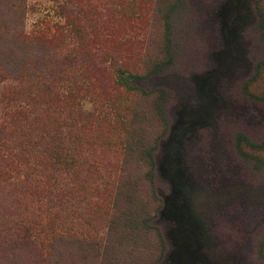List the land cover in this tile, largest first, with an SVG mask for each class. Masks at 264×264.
<instances>
[{
  "label": "rangeland",
  "instance_id": "rangeland-1",
  "mask_svg": "<svg viewBox=\"0 0 264 264\" xmlns=\"http://www.w3.org/2000/svg\"><path fill=\"white\" fill-rule=\"evenodd\" d=\"M224 2L0 0V126L15 98L7 78L31 68L51 73L52 91L36 95L59 113L39 127L65 134L53 141L61 157L51 193L0 195V264L166 263L161 143L195 98L192 77L224 50ZM249 7L244 61L218 86L224 106L186 142L187 164L213 199L201 213L220 264H264V0ZM45 199L46 213L35 203ZM18 219L40 232L41 257L20 228L10 240L1 233Z\"/></svg>",
  "mask_w": 264,
  "mask_h": 264
},
{
  "label": "trees",
  "instance_id": "trees-1",
  "mask_svg": "<svg viewBox=\"0 0 264 264\" xmlns=\"http://www.w3.org/2000/svg\"><path fill=\"white\" fill-rule=\"evenodd\" d=\"M45 76L44 71L26 68L20 71L18 77L7 78L12 83L8 86L10 85L9 89H12L15 98L6 102L0 126V195L15 193L16 188L22 186L29 190L43 188L49 191H45L48 194L53 190L54 173L51 169L61 157L56 153L53 141L55 137L62 139L65 134L62 131L63 127L59 131H54L48 126L39 127L42 118L49 119L59 114L54 109H49L47 104L42 105L36 95L41 89L46 92L53 89V84L49 81L51 73ZM23 82H29L32 87L27 91H20ZM36 107L42 108L41 111L34 110ZM12 203L17 207L21 205L22 200L14 195ZM35 203L44 208L45 213L52 210L49 199L38 200ZM23 222L22 219L15 220L13 227L2 229L1 233L7 236L8 240L15 234L12 232L20 228L22 231L20 238L25 240V244L32 246L31 251L35 252L37 257L38 255L41 257L44 247L37 242L41 236L40 232L22 225ZM4 243L6 244V240Z\"/></svg>",
  "mask_w": 264,
  "mask_h": 264
},
{
  "label": "flooded vegetation",
  "instance_id": "flooded-vegetation-1",
  "mask_svg": "<svg viewBox=\"0 0 264 264\" xmlns=\"http://www.w3.org/2000/svg\"><path fill=\"white\" fill-rule=\"evenodd\" d=\"M247 2L249 4V0ZM249 13L251 14L250 7ZM246 14L247 9H245L244 7H239L231 11L226 21V28L229 31L227 39L228 43L232 44L234 42L232 31L235 30L236 27L241 26L242 20L240 19L239 15ZM245 26L246 25H244L243 27ZM223 43L225 48V40ZM222 80L224 79L219 80V83ZM218 86L216 87L217 94L219 97H221L218 91ZM200 104L201 101L198 98L195 90V98H193V101L191 100V102H185V104L181 106V109L184 107L187 111H197L200 109ZM221 109L222 107L218 108L214 112L213 121L210 124H208L207 126L195 127L193 130H191L189 127L190 117L184 115L181 117L180 122H178L179 118L177 115V119L175 120V123L171 127L168 137L165 140V142H167L171 137V134L173 135V141L170 142V147L165 150L163 148V144L165 142L161 143L162 156L158 161V171L160 162L163 160L164 155L170 154L172 161V163L168 164L166 167L168 172L163 173L162 171H159L160 176L167 183L169 188V193L163 197V209L160 212L161 219L166 223V237L170 244V250L166 254L165 264H183L182 262H179L180 257L173 255V253L177 250L178 247H182V249H185V243L191 245L190 248H188L192 254L190 255V257H188L191 264H220V257L217 256L214 252L216 244L211 236L212 224H210V222L207 221L201 213L202 208H204V205L206 204L205 202L207 200L213 201V199L208 197V192L203 188V186H201L187 164L186 142L191 141L192 139H198L197 132L199 130L212 126L217 112H219ZM178 158H181V161L179 163L176 162ZM174 160L176 161L173 162ZM178 169H180L181 171H178ZM174 172H176V175L174 176L175 184L178 183L181 186V193L172 201H166V199L172 194V184L169 181V176L173 175ZM190 220H195L197 232L200 236L199 238H194L191 234V232H194L193 224L191 225V222H189V226L183 225L180 228L177 226V221L187 222ZM184 236H192L193 238L189 241L187 239L185 242L183 240Z\"/></svg>",
  "mask_w": 264,
  "mask_h": 264
},
{
  "label": "water",
  "instance_id": "water-1",
  "mask_svg": "<svg viewBox=\"0 0 264 264\" xmlns=\"http://www.w3.org/2000/svg\"><path fill=\"white\" fill-rule=\"evenodd\" d=\"M248 0H225V2L220 6L218 15L221 18V29L223 32V38L225 40V48L221 52H217L214 54V61L216 63V68L211 71L205 72L203 74H197L192 77V81L195 84V90L198 98L201 101L200 109L197 111H187L184 107L178 112V122L182 116L190 117L189 127L193 130L195 127H202L207 126L213 121L214 112L224 106V102L222 101L221 97L217 94V86L219 84V80L221 79H228L231 78L236 68L243 63L244 61V53L243 49L239 43V33L242 30L243 26L246 25L247 21L250 20V13H249V4ZM244 7L247 9L246 15H239L240 19L242 20L241 26H238L233 30L234 42L232 44L227 42L229 31L227 30L226 21L228 16L230 15L231 11L239 8ZM171 137L168 139L167 142L163 144V148L167 150L170 147V142L173 141ZM174 160L173 162H175ZM181 161V158L177 159V163ZM171 155L166 154L163 156V160L160 162L159 171L163 173L168 172L166 169L168 164H171ZM178 171H181L178 169ZM176 172L173 175L169 176V181L172 184V194L170 197L166 199V201H172L175 197H177L181 193V186L175 184V176ZM193 219V218H192ZM189 222L191 225L193 224V231L191 234L194 238H199V233L197 232V227L195 225V220H190L187 222L177 221V226L180 228L181 226H189ZM192 236H184L183 240L186 242L193 238ZM184 242V243H185ZM185 249L182 247H178L177 250L173 253V255L179 256V262L183 264H191L188 257H190L191 252L188 248L191 245L185 243ZM189 245V246H187Z\"/></svg>",
  "mask_w": 264,
  "mask_h": 264
}]
</instances>
